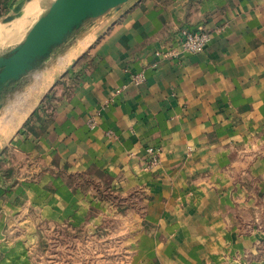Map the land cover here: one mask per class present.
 Masks as SVG:
<instances>
[{"label": "crops", "instance_id": "obj_1", "mask_svg": "<svg viewBox=\"0 0 264 264\" xmlns=\"http://www.w3.org/2000/svg\"><path fill=\"white\" fill-rule=\"evenodd\" d=\"M183 28L210 33L203 51L175 45ZM1 104L0 264L23 261L33 213L70 214L78 175L88 197L142 194L130 264H264V0H130Z\"/></svg>", "mask_w": 264, "mask_h": 264}, {"label": "rangeland", "instance_id": "obj_2", "mask_svg": "<svg viewBox=\"0 0 264 264\" xmlns=\"http://www.w3.org/2000/svg\"><path fill=\"white\" fill-rule=\"evenodd\" d=\"M31 1L8 0L6 7L0 1V26L3 31H9L17 21L22 22L19 36L15 38L17 40L7 41V44L0 36V56H6L23 41L36 20L46 14L53 0H41L36 11L25 17V6ZM15 14L9 22L3 21ZM72 184L74 190H79L83 197L76 200L70 214L60 215L56 220H41L33 213L36 221H32L33 226H28L25 241L20 246L21 264H130L129 250L137 229L128 225V219L131 221L128 211L130 207L140 206L142 194L137 191L129 196H119L110 190L97 188L95 195L88 197L86 184L89 182L84 181L82 175L76 176ZM261 194L257 200L259 206L256 207L260 211L257 222L263 235L264 191ZM99 199L102 208L107 209L103 214L97 212Z\"/></svg>", "mask_w": 264, "mask_h": 264}, {"label": "water", "instance_id": "obj_3", "mask_svg": "<svg viewBox=\"0 0 264 264\" xmlns=\"http://www.w3.org/2000/svg\"><path fill=\"white\" fill-rule=\"evenodd\" d=\"M130 0H53L45 15L31 26L23 41L0 56L1 99L8 88L35 66L48 59L53 50L83 28L84 23L99 18ZM15 15L4 18L9 22Z\"/></svg>", "mask_w": 264, "mask_h": 264}, {"label": "built area", "instance_id": "obj_4", "mask_svg": "<svg viewBox=\"0 0 264 264\" xmlns=\"http://www.w3.org/2000/svg\"><path fill=\"white\" fill-rule=\"evenodd\" d=\"M210 33L203 29L197 28L195 30H189L187 28H183L180 30L179 37L176 41V46L181 48V50L188 54H197L204 50L208 42L210 41ZM158 54H162L164 56H175L176 52L173 50L159 52ZM144 77L142 74H138L135 76V82L139 83L143 81ZM153 158V164H154Z\"/></svg>", "mask_w": 264, "mask_h": 264}, {"label": "bare ground", "instance_id": "obj_5", "mask_svg": "<svg viewBox=\"0 0 264 264\" xmlns=\"http://www.w3.org/2000/svg\"><path fill=\"white\" fill-rule=\"evenodd\" d=\"M31 1V0H30ZM41 0H32L30 3H28L25 6V17L28 16V14H32L36 11V9L38 8L39 4H40ZM21 17V16H20ZM19 19V18H18ZM21 20V19H20ZM21 21H17L14 23L13 27L8 29L9 31H3L0 26V36L2 38V41L6 42L8 44V42L10 43L13 40H17L15 38H17L19 36V30L21 29ZM18 34V35H17ZM17 36V37H16ZM8 41V42H7ZM3 45V44H2Z\"/></svg>", "mask_w": 264, "mask_h": 264}, {"label": "trees", "instance_id": "obj_6", "mask_svg": "<svg viewBox=\"0 0 264 264\" xmlns=\"http://www.w3.org/2000/svg\"><path fill=\"white\" fill-rule=\"evenodd\" d=\"M3 3V6L6 7L7 6V1L8 0H0Z\"/></svg>", "mask_w": 264, "mask_h": 264}]
</instances>
